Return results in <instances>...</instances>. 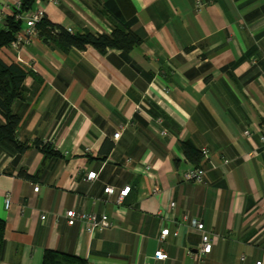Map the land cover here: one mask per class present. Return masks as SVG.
<instances>
[{
    "label": "crops",
    "instance_id": "1",
    "mask_svg": "<svg viewBox=\"0 0 264 264\" xmlns=\"http://www.w3.org/2000/svg\"><path fill=\"white\" fill-rule=\"evenodd\" d=\"M33 9L72 32L110 33L122 19L144 37L127 52L62 51L37 36L0 49L27 72L11 105L24 148L0 142V264H41L45 250L86 264H264V146L252 127L264 121V0H36ZM183 141L208 152L201 182L182 180L194 167ZM91 171L101 184L86 179ZM104 184L130 189L116 204ZM69 208L113 226L88 234L67 224ZM184 215L216 236L202 262L187 254L200 233ZM157 249L167 257L155 260Z\"/></svg>",
    "mask_w": 264,
    "mask_h": 264
},
{
    "label": "trees",
    "instance_id": "2",
    "mask_svg": "<svg viewBox=\"0 0 264 264\" xmlns=\"http://www.w3.org/2000/svg\"><path fill=\"white\" fill-rule=\"evenodd\" d=\"M35 2L36 0H20L19 8L13 9L12 12L4 17L0 26V49L10 46L15 34L22 28L23 20L21 16H25L33 10ZM118 23L112 28L110 33L92 32L90 30L72 32L59 24L50 22L43 15L39 22L35 24V29L37 37L62 51H66L69 48L83 50L86 46H91L102 54L109 49H119L127 52L142 41L144 33L140 29H130L127 22L122 19H119ZM26 76L27 72L18 64H7L0 59V115L5 120V123L0 125V142L10 143L18 150H22L24 146L16 143L13 139V133L19 124V116L12 112L11 105L13 101L22 98L23 81ZM34 145L45 153H55L54 149L48 144L40 146L39 142L36 141ZM181 146L189 162L194 167L198 166L201 158L200 150L188 141H183ZM4 229L5 223L0 219V259L4 242ZM41 264L86 263L83 259L72 255L54 250H45Z\"/></svg>",
    "mask_w": 264,
    "mask_h": 264
},
{
    "label": "built area",
    "instance_id": "3",
    "mask_svg": "<svg viewBox=\"0 0 264 264\" xmlns=\"http://www.w3.org/2000/svg\"><path fill=\"white\" fill-rule=\"evenodd\" d=\"M54 1V0H50ZM20 6V0H8L4 5L0 6V21L4 19V17L12 12L13 9H18ZM43 16V12L40 9H33L25 16H21V19L23 20L22 28L15 34L14 39L12 40L10 46L19 50L25 45H27L30 41L31 37L37 36V31L35 29V24L39 22L41 17ZM19 17V15H17ZM164 88L167 91L168 85L164 83ZM138 111L139 108H137ZM156 122H160V118L156 119ZM255 132L259 135V140L264 146V121H258L254 123L252 126ZM243 133L246 136L250 137V130L246 128ZM160 134H165L164 130L160 131ZM119 136V131L113 134V138L116 139ZM201 154L203 155V159H206L208 157V152L206 149L202 148L200 150ZM147 168V167H146ZM142 172H145V170H142ZM182 180L188 181V182H201L203 180L204 176V170L203 168L198 165L195 167L187 168L185 171L182 172ZM97 173L95 171L88 172L86 175V179L92 180L94 179L97 184H101V181L96 178ZM39 183H35L33 185V190L38 191ZM130 187L125 186L119 190H116L114 186L110 184H104L103 185V192L107 196H113V200L116 204H120L124 197L128 194ZM149 191L151 193H155L158 191V188L155 184L150 185ZM11 200L10 196L6 195L4 198V207L7 209L10 206ZM169 207H174V202L169 203ZM64 216L66 218V222L68 225H72L75 222H79L83 229L88 234H93L95 232L101 231L105 228L113 226V222L109 220L106 214H100L97 216L94 212H76L72 208H69L65 210ZM44 218V215H41V219ZM182 220L185 224H187L190 227L195 228L200 233V244L199 248L194 251H187V254L189 256L195 258L198 262H202L204 259V256L208 254L211 251L212 244L214 243L216 236L211 234L210 232L205 231L203 223L199 221L196 218L189 217L187 215H184L182 217ZM168 229L164 228L160 231L159 238H163L168 234ZM174 235H176V232H173ZM167 257L166 253L163 252L161 249H157L153 253V258L155 260H163ZM256 264H260V262H256Z\"/></svg>",
    "mask_w": 264,
    "mask_h": 264
}]
</instances>
